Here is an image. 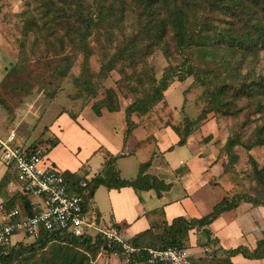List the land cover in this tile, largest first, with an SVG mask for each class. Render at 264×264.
Listing matches in <instances>:
<instances>
[{
    "label": "rangeland",
    "instance_id": "1",
    "mask_svg": "<svg viewBox=\"0 0 264 264\" xmlns=\"http://www.w3.org/2000/svg\"><path fill=\"white\" fill-rule=\"evenodd\" d=\"M48 1L53 2L54 7L63 5V0H0V134L12 129L27 143L44 142L56 137V134L52 136L48 133L49 130L53 132L58 130L56 122L60 125L59 121H63L65 115L80 114L83 126L76 123L77 119L70 117L69 122L78 126L70 132V137L75 136L83 127L92 131L91 126L98 123L100 127L108 129L109 134H115L111 138L115 145L120 142L122 132L120 126L124 124L123 116L126 118V106L138 95L146 92L152 80L158 81L170 66L174 71L176 69V75L190 69L192 74L186 75L184 79L176 76L169 81L163 91V98L145 114L132 113L130 119L138 125L152 128L153 131L161 132L171 127L180 137L189 131L185 135V141L189 145L176 146L170 151L176 156L177 162L180 159L184 161L182 156L187 155L188 151L190 153L196 151L199 158L201 155L211 156L215 163L221 164L220 175L214 171H211L214 176L207 172L206 176L210 178L205 181L206 186L194 195V199L202 200V205L198 208L201 216L209 212L219 199L225 197L230 200V204L237 202L238 205L252 208L251 218H257L261 222V218H264V206L255 205L254 201H261L264 198V183L256 173L258 170L264 172V46L253 45L243 52L237 45L231 46L220 42L177 51L169 38L170 34H167L164 40L167 41L166 52H170L169 55L157 46L144 60L137 59L134 66L130 60L122 56L116 63H111L115 64V69L106 71V66L103 65L112 59L114 47L108 48L106 45L108 37L104 31L96 30L95 35L88 39L94 53L85 56L74 44L68 24L58 19L57 27L56 13L50 12L46 17ZM66 10L73 14L74 4L66 5ZM216 17L219 19L214 20V23L218 29L235 21L237 30L242 32L234 16L224 17L218 13ZM138 26L136 13H129L123 24L124 29L115 31L118 34L116 38L113 37V41L122 44L127 40L126 35H131ZM91 39L95 41L90 42ZM64 60H69L72 67L68 75L60 79L56 75V65L64 64ZM105 72L106 75L103 76ZM85 80L97 85L96 96L88 93L84 86ZM108 89L114 91L119 104L118 111L121 112H107L103 108L104 115L98 117L93 113L91 106L95 101L104 99ZM220 89L221 91L217 93ZM214 95L216 99L225 102L219 110L213 107ZM59 114L60 117L57 119ZM196 119L198 121L192 125L191 122ZM188 124L192 127L186 130ZM62 125L65 126L64 123ZM85 133L88 134L87 131ZM61 140L58 139L56 148L48 152L45 166L59 170L73 169L70 160L78 164L92 154L91 150L86 149L88 140L74 142L68 138L66 143L65 138ZM248 144L251 147H248ZM119 145L116 144L115 147ZM61 149L64 152L62 156L59 152ZM150 150L153 148H144L139 153L132 152L122 160L139 166L142 161L148 160ZM159 154L155 151L152 159L157 160L155 164L150 163L151 166L144 169L137 166L131 179H135L141 173L151 175L150 169L156 174L161 173L165 167L159 166L158 162L161 161ZM55 155L64 158L61 159L64 163L58 161ZM100 157L99 154L93 156L88 161L90 163L88 169H93ZM114 174L118 175V170L114 169ZM120 175L123 176V173ZM192 176L191 173L188 175L189 178ZM170 177L174 180L172 188L176 184L180 187L178 184L181 182L178 179L181 176L172 174ZM124 187L132 188L138 196L144 193V190L139 188L136 190L132 186L113 189L120 190ZM152 199H155V196ZM234 209L219 215L217 218L220 220L215 219V224L221 220L227 222L235 218L238 210ZM246 212L242 210L241 214L245 216ZM104 219L105 222H115ZM156 222L162 223L161 218H157ZM243 223L246 222L243 220ZM257 227L256 232L261 230V234L257 232L255 235V232L251 231L242 237L241 234L233 236L232 232L230 235L218 233L221 240L219 242L228 248H235L239 244L250 248L264 237V224ZM190 232L192 238L193 235L198 237L200 234L197 229ZM32 242L33 239H29L25 243ZM63 246L65 245L49 242L43 248L28 251L22 257V261L31 264L49 263L54 253L56 256V249L63 250ZM212 246L215 247V244L213 242L206 244V238L202 234L198 237V242L192 243L191 246L190 242L187 243V247L194 255L195 264H232L225 261V256L218 254L219 250L212 251ZM200 247L202 249H199ZM206 247L210 249L209 253L205 251ZM88 258L91 264L119 263L118 255L114 252L108 253L102 248L95 257L89 253ZM241 260L246 262L249 259L241 257ZM61 262L59 259L55 264Z\"/></svg>",
    "mask_w": 264,
    "mask_h": 264
},
{
    "label": "trees",
    "instance_id": "2",
    "mask_svg": "<svg viewBox=\"0 0 264 264\" xmlns=\"http://www.w3.org/2000/svg\"><path fill=\"white\" fill-rule=\"evenodd\" d=\"M72 4L75 6V11L73 14H69L66 10V5ZM46 5L48 11L46 17L50 12L56 13L57 27L59 26L58 19L62 22L64 21V24H68L73 34L74 44L87 57L94 53L88 39L95 35L96 30L102 29L104 31L108 37H106V45L108 48L114 47L112 59L107 60L103 65L106 66V71L115 69V64L111 63H116L119 57L122 56L130 60L131 65L134 66L137 63V59L144 60L146 55L150 54L157 46L162 48L166 55H169L170 52H166L167 41L164 40L167 34H170L169 38L172 40L177 51L220 42L231 46L237 45L243 52H246L253 45L264 46V0H204L203 2L200 0H63V5L59 7H54L51 1H48ZM131 12L136 13V20L139 26L135 27L131 35H126L127 40L119 45L116 43V40L113 41V37L116 38L118 34L115 31L124 29L123 24ZM218 13L224 17L234 16L240 24L242 32L237 30L235 21L230 22L228 26L222 29H218L214 23L219 19L216 17ZM211 32L214 33L210 34ZM93 41L95 40L91 39L90 42ZM222 62L224 64V61ZM63 63L56 65V75L60 79L66 77L72 67L69 60H64ZM181 73V75H176V69L174 71V68L172 69L170 66L169 69L164 71L158 81H151L152 84L146 92L138 95L131 104L126 106V134L136 125L134 120L130 119L132 113L145 114L149 108L163 98V91L167 88L169 81L173 80L176 76L179 79H184L186 75L192 74V71L188 69L181 71ZM105 75L106 72L103 76ZM84 84L91 96L97 95V85L95 83L85 80ZM220 91L221 89L217 93ZM107 92L104 99L95 101L91 106L94 114L97 116L102 114L103 108L109 112L119 110V104L116 101L114 91L108 89ZM215 95L213 107L219 110L225 105V102L221 99H216ZM70 117L76 120L77 116L72 115ZM197 121L198 119L192 121L191 124L194 125ZM192 125L188 124L186 130L191 129ZM188 133L189 131L185 135ZM185 135H183L184 137L179 136L180 140L177 142V145L185 144ZM57 142V137H53L44 142L34 141L31 146H35L36 144L42 145L48 154ZM248 147H251V145L249 146L248 144ZM171 149L172 146L169 150ZM106 164L113 168L114 163L112 158L108 159ZM149 164V161L142 163L140 168L144 169ZM256 173L264 183V172L258 170ZM61 174L64 176L65 182L71 191L84 196H93L99 185H104L107 188L132 186L136 190L137 188L142 190L155 189L158 195L161 194L162 190L168 188V184H165L162 179L152 174L141 173L135 179L129 180L121 179L115 174L110 178L96 175L90 179L69 170H61ZM10 177L12 175L6 172L0 180V193L2 192L0 196L3 195L5 197L4 201L0 204V214L11 210L17 202L26 208L29 206V200L24 196L19 198L18 195H7L5 189ZM229 201L223 197L214 205L209 213L201 217H186L181 215L174 217L170 223L162 221V223L158 224L155 222L150 228L136 234L132 241L134 245L142 248L168 246L188 248L187 243L189 242L190 230L203 228L208 232L206 227L221 213L238 207L237 202L230 204ZM251 201L253 202V200ZM251 201L248 200V202ZM254 204L264 206V198L261 201H254ZM96 215L97 221H99L100 217L97 213ZM49 242L59 245L64 244L65 246H63V250L56 249V256L54 253L51 257L52 260L49 263L45 262L43 264H55L59 259L62 260L61 264H91L88 258L89 253H92L93 257H95L100 248L108 253H112L117 249L114 245H107L99 235L91 236L86 234L77 236L67 232L62 234L43 232L32 243H21L6 256L5 260L10 264H31L26 261L24 263L22 257L30 250L45 247ZM227 253L230 256L241 254L248 259L264 258V237L259 239L252 249L241 244L227 250ZM137 259L140 260L141 264H150L145 259V249L140 250Z\"/></svg>",
    "mask_w": 264,
    "mask_h": 264
},
{
    "label": "crops",
    "instance_id": "3",
    "mask_svg": "<svg viewBox=\"0 0 264 264\" xmlns=\"http://www.w3.org/2000/svg\"><path fill=\"white\" fill-rule=\"evenodd\" d=\"M104 113L105 112L102 111V114L98 117H102ZM60 114L57 116V119L60 117ZM65 116L66 117L64 118V120L61 121L65 124V126L63 127L60 121V125H58V123L56 122V129L58 130H56L55 132L49 130V135L53 136L56 134L57 140L59 139L60 141H62L61 139L65 138L66 140L64 143L67 142L68 138L74 142H87L88 140V142L90 141L91 143L87 142L86 149L91 150L92 154L82 159L83 161L78 162V164L75 161L70 160L74 168L64 170L76 172L78 175L85 176L87 179H90L95 177L96 175H100L104 178H110L113 175V170L115 169L116 171L118 170L119 178L131 179L134 177L133 174H135V170L137 169L138 165L134 163L128 164L122 159H124L123 157L125 156H129L132 152H142L144 148H153L152 151L150 150L151 154L147 160L151 163V165L157 162V160L152 161L155 151H157L160 153L159 155L161 157V161L158 162L159 166L161 165L165 167L163 171L161 173L159 172L158 174L154 173V171H151V169L149 171L152 175H155L159 179H162L165 184H168V188L166 190H162L160 195H158L154 190L153 192L152 189L144 190V193H141L140 196H138L136 195L134 190L129 187H124L120 190H117L113 188H107L104 185H99L93 195V209L99 215L100 220H103V222H105L104 218H107L108 220L110 219L122 225L126 234L130 236L131 239H133L136 234L150 228V226L157 221V218H161L162 221L170 223L174 217L181 215L186 217H201V213L198 212V208L202 205V200L194 199V195L199 192L200 189H203L206 186L207 182L205 181L210 178L206 176L207 172H210V174L213 176V171L214 173L220 175L221 164L215 163V159H213L211 156L203 157L201 155V157L199 158L198 155H196V151H192L190 153L187 149L188 154H184L182 156V158L185 160L183 161L182 159H180L177 162L176 156H174L170 151H172L176 146L186 145L187 147L189 144L185 142V144L183 145H177L180 137L171 127H167L161 132L153 131L152 128H150V130L148 126L138 125L137 122L134 121L136 125L129 131V133L126 134L127 124L124 116V124H122L123 126H120L122 130L119 138L120 142L115 143V145L120 144L117 148L111 141L112 136L115 134H109L107 132L108 129L100 127L98 123L95 122L93 123H95L97 127L91 126V128L93 127L92 131H89L83 127L82 129L80 128L81 131H78L75 136L70 137V132L73 129H76L78 126L69 122L70 116ZM76 119V123L83 126V124L81 123L82 117L80 114H78ZM85 131H87L88 134H86ZM57 143H59V141ZM57 145H55L53 148H56ZM95 145L96 147H94ZM171 146L172 149L169 150ZM59 152H61L60 155L64 153L63 149H61ZM98 154L99 156H101L99 161L94 165L93 169L91 168L92 170L88 169V167L90 166V163L88 161L93 156L95 157ZM55 157L58 161L64 163L61 161V159L64 158L57 157L56 155ZM111 158L114 163L113 168L112 166L106 164V161ZM147 161H142L140 164ZM156 165L158 166V164ZM5 173V167L0 165V180ZM121 173H123V176L120 175ZM190 173L193 175L191 178L188 177ZM105 174L108 175L106 176ZM124 174L125 176H127V178H125ZM172 174H174L175 176H181L178 179V181L181 182V184H178L180 185V187H178L176 184L172 188V183L174 182V180L170 177ZM182 177H184V179ZM0 194H2V192ZM153 196H155V199H152ZM0 198L4 199L5 197L1 195ZM221 199H219V201ZM141 200H143V202H141ZM237 210L238 214H236L235 218H231L230 221L226 222L221 220L215 224L214 219L206 227L208 232H206V230H204L203 228L199 229L198 232L206 238V244H211L212 242L215 244V247L212 246L211 248L212 251L217 252L219 250L218 254L223 257L225 256L226 262L230 261L232 264H238L239 262H241L242 264H264V258L249 259L244 262L241 260V257H243L241 254L230 256L228 255L227 250L234 247L228 248L227 246L222 245L219 242L220 238L217 235L218 233L230 235V233L232 232L233 236H239L241 234L243 237L245 235H248V233H250L251 231H254L255 235H257V226H261L262 224H264V218H261V222L257 218H251L250 213L253 212L252 208L248 206L238 205ZM242 210L247 211L245 213V216L241 214ZM224 213L225 212L221 213L220 215H223ZM242 216L244 218H242ZM216 220H220V218H216ZM243 220L246 222L245 224L243 223ZM258 233L261 234V230ZM200 234H198L197 236L200 237ZM193 236L194 238H192V232H190V246L192 245V243L198 242V237H196L195 235ZM228 246L230 247V245ZM253 246L250 247V249H252ZM199 249L202 248L200 247ZM206 252L209 253L208 251Z\"/></svg>",
    "mask_w": 264,
    "mask_h": 264
},
{
    "label": "built area",
    "instance_id": "4",
    "mask_svg": "<svg viewBox=\"0 0 264 264\" xmlns=\"http://www.w3.org/2000/svg\"><path fill=\"white\" fill-rule=\"evenodd\" d=\"M32 142L22 140L12 129L0 134V165L12 175L6 193L29 200L28 208L17 202L0 214V264H10L5 258L12 250L26 240L39 238L43 232L99 235L107 245L117 247L114 254L119 256L118 264H141L137 259L141 249H145V259L150 264H195L189 248H142L134 245L118 223L97 221L93 196L71 191L61 170L44 165L48 156L45 148L31 146ZM3 201L0 198V204Z\"/></svg>",
    "mask_w": 264,
    "mask_h": 264
}]
</instances>
